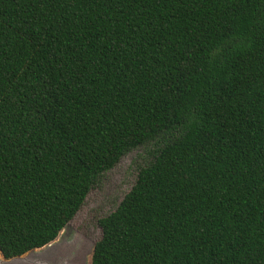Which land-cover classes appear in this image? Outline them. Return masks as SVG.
Masks as SVG:
<instances>
[{"label":"trees","instance_id":"trees-1","mask_svg":"<svg viewBox=\"0 0 264 264\" xmlns=\"http://www.w3.org/2000/svg\"><path fill=\"white\" fill-rule=\"evenodd\" d=\"M149 144L90 264H264V0H0L5 259Z\"/></svg>","mask_w":264,"mask_h":264},{"label":"rangeland","instance_id":"rangeland-1","mask_svg":"<svg viewBox=\"0 0 264 264\" xmlns=\"http://www.w3.org/2000/svg\"><path fill=\"white\" fill-rule=\"evenodd\" d=\"M154 148L149 144L133 149L104 173L54 241L1 264H90L101 237L98 220L115 210L135 183L139 168L152 159Z\"/></svg>","mask_w":264,"mask_h":264},{"label":"water","instance_id":"water-1","mask_svg":"<svg viewBox=\"0 0 264 264\" xmlns=\"http://www.w3.org/2000/svg\"><path fill=\"white\" fill-rule=\"evenodd\" d=\"M51 243V242H50ZM49 243V244H50ZM48 245V244H47ZM94 246H95V244H94ZM39 249V248H38ZM93 249H94V247H93ZM33 250H35V249H33ZM30 251H32V250H30ZM29 252V251H28ZM93 252V251H92ZM27 253V252H26ZM24 255V254H23ZM22 255H20V256H16V257H12V258H10V259H13V258H18V257H21ZM4 260H5V258L2 256V254L0 253V264L1 263H3L4 262ZM6 260H8V259H6Z\"/></svg>","mask_w":264,"mask_h":264}]
</instances>
